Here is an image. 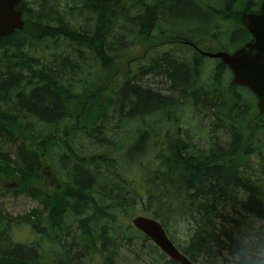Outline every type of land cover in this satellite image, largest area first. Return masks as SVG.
I'll return each instance as SVG.
<instances>
[{"label": "trees", "instance_id": "trees-1", "mask_svg": "<svg viewBox=\"0 0 264 264\" xmlns=\"http://www.w3.org/2000/svg\"><path fill=\"white\" fill-rule=\"evenodd\" d=\"M262 1L21 2L23 29L0 38V193L14 182L38 206L16 219L0 206V264H116L137 240L176 264L126 216L211 264L240 217L264 212V114L199 54L250 42L240 17ZM46 170L59 191L37 185Z\"/></svg>", "mask_w": 264, "mask_h": 264}, {"label": "water", "instance_id": "water-1", "mask_svg": "<svg viewBox=\"0 0 264 264\" xmlns=\"http://www.w3.org/2000/svg\"><path fill=\"white\" fill-rule=\"evenodd\" d=\"M23 0H0V38L23 29L18 6ZM241 26L251 36V41L232 53L199 52L201 56L218 59L231 73L232 82L246 88L256 99V109L264 114V0L258 13H243ZM133 228L176 264H192L169 240L161 225L150 218L136 216L131 220Z\"/></svg>", "mask_w": 264, "mask_h": 264}, {"label": "rangeland", "instance_id": "rangeland-1", "mask_svg": "<svg viewBox=\"0 0 264 264\" xmlns=\"http://www.w3.org/2000/svg\"><path fill=\"white\" fill-rule=\"evenodd\" d=\"M210 60V59H209ZM214 60L208 61V64H214ZM144 83L157 90H162L161 84L157 78H146ZM191 120V117L189 118ZM194 122L196 123V129L193 130L195 136L197 135V139L203 138L202 142L205 141L207 137V132L209 131L208 120L205 119L204 116L200 115L199 117H195ZM39 187H42L48 191H59L61 189V184L58 178L54 175L51 170H46L43 172L42 178L37 184ZM16 184L14 182H7L5 185V190L3 193H0V206L3 215L6 217H10L16 219L20 216L27 215L31 210L37 208V203L32 201L31 199L19 196L14 197L12 195V190ZM133 218L126 216L123 219H120L121 223L131 224V220ZM14 236L20 240L18 243L24 242L27 240L28 233L23 230H13ZM182 234V233H181ZM167 258V257H166ZM158 255H156L153 250L147 245H142L140 240H137L133 243L131 247L121 248L116 256L115 263L116 264H157L158 263ZM97 264H102L101 262H97ZM193 264V263H192Z\"/></svg>", "mask_w": 264, "mask_h": 264}, {"label": "clouds", "instance_id": "clouds-1", "mask_svg": "<svg viewBox=\"0 0 264 264\" xmlns=\"http://www.w3.org/2000/svg\"><path fill=\"white\" fill-rule=\"evenodd\" d=\"M211 264H264V212L240 217L228 231L226 250L214 248Z\"/></svg>", "mask_w": 264, "mask_h": 264}]
</instances>
